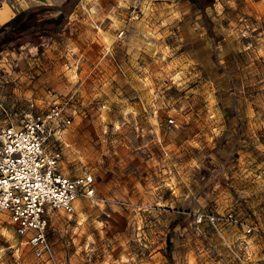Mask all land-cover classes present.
<instances>
[{
    "label": "rangeland",
    "instance_id": "rangeland-1",
    "mask_svg": "<svg viewBox=\"0 0 264 264\" xmlns=\"http://www.w3.org/2000/svg\"><path fill=\"white\" fill-rule=\"evenodd\" d=\"M51 99L75 112L60 169L96 190L51 214L57 264H264V0H79L0 48V122ZM0 264H51L1 212Z\"/></svg>",
    "mask_w": 264,
    "mask_h": 264
},
{
    "label": "built area",
    "instance_id": "built-area-1",
    "mask_svg": "<svg viewBox=\"0 0 264 264\" xmlns=\"http://www.w3.org/2000/svg\"><path fill=\"white\" fill-rule=\"evenodd\" d=\"M74 113L68 102L51 99L44 110L30 103L20 119L5 114L0 122V212L34 256L51 264H57L47 234L51 214H73L74 203L93 199L96 191L94 178L86 169L75 177L60 169L61 134ZM204 221L241 226L230 213L208 215Z\"/></svg>",
    "mask_w": 264,
    "mask_h": 264
},
{
    "label": "trees",
    "instance_id": "trees-1",
    "mask_svg": "<svg viewBox=\"0 0 264 264\" xmlns=\"http://www.w3.org/2000/svg\"><path fill=\"white\" fill-rule=\"evenodd\" d=\"M79 0H65L61 5H39L22 10L0 27V48L24 36L50 37L60 32ZM54 11L56 15L42 17L41 14ZM209 36L211 33L209 32ZM213 59H215L213 55Z\"/></svg>",
    "mask_w": 264,
    "mask_h": 264
},
{
    "label": "crops",
    "instance_id": "crops-1",
    "mask_svg": "<svg viewBox=\"0 0 264 264\" xmlns=\"http://www.w3.org/2000/svg\"><path fill=\"white\" fill-rule=\"evenodd\" d=\"M18 12L19 10L9 6L8 0H0V27L13 18Z\"/></svg>",
    "mask_w": 264,
    "mask_h": 264
}]
</instances>
